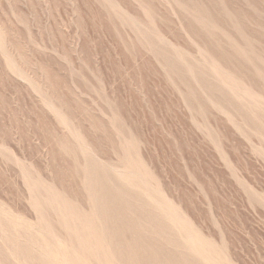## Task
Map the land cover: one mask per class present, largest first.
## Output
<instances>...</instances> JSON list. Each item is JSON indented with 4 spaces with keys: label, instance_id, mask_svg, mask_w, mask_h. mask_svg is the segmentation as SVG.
I'll list each match as a JSON object with an SVG mask.
<instances>
[{
    "label": "rangeland",
    "instance_id": "rangeland-1",
    "mask_svg": "<svg viewBox=\"0 0 264 264\" xmlns=\"http://www.w3.org/2000/svg\"><path fill=\"white\" fill-rule=\"evenodd\" d=\"M0 264H264V0H0Z\"/></svg>",
    "mask_w": 264,
    "mask_h": 264
},
{
    "label": "bare ground",
    "instance_id": "bare-ground-1",
    "mask_svg": "<svg viewBox=\"0 0 264 264\" xmlns=\"http://www.w3.org/2000/svg\"><path fill=\"white\" fill-rule=\"evenodd\" d=\"M181 4V3H180ZM197 4V3H196ZM204 4V3H203ZM182 6V5H181ZM221 6H222V4H221ZM203 7H205V6H203ZM223 8V7H222ZM203 9V8H202ZM206 14V13H205ZM212 16V15H211ZM242 16V15H241ZM182 17V16H181ZM208 17V16H207ZM231 17V16H230ZM243 21V20H242ZM211 23V22H210ZM219 24V23H218ZM214 25V24H213ZM218 27V26H217ZM202 30V29H201ZM215 31V30H214ZM213 34H214V32H213ZM227 34V33H226ZM237 36V35H236ZM249 48V47H248ZM231 52V51H230ZM213 53V52H212ZM235 54V53H234ZM256 54V53H255ZM213 55V54H212ZM220 56V55H219ZM215 57V56H214ZM250 58V57H249ZM217 59V58H216ZM220 59V58H219ZM239 59V58H238ZM229 62V61H228ZM226 66V65H225ZM248 67V66H247ZM228 69V68H227ZM254 86V85H253ZM188 238H190V237H188ZM193 239V238H192ZM188 242V241H187ZM191 246V245H190ZM192 247V246H191Z\"/></svg>",
    "mask_w": 264,
    "mask_h": 264
}]
</instances>
